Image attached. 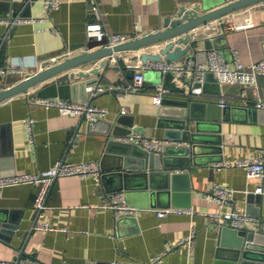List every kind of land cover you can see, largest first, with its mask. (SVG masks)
Masks as SVG:
<instances>
[{
    "label": "crops",
    "instance_id": "obj_1",
    "mask_svg": "<svg viewBox=\"0 0 264 264\" xmlns=\"http://www.w3.org/2000/svg\"><path fill=\"white\" fill-rule=\"evenodd\" d=\"M59 1L58 7L49 10L44 0H0V19L30 17L26 23L16 22L12 28L7 21H0V67L23 60L21 71L0 74V89L28 72L64 59L66 54L74 55L90 48L86 34L88 21L101 20L109 30L133 35L165 29V19L178 16L182 6H199V12H204L233 0ZM94 4L98 6L96 10ZM223 19V26L232 21L240 26L204 36H219L216 48L223 51L231 66L235 65L234 53L244 64L263 58L264 2L225 14ZM248 19L251 23L244 24ZM209 23L210 27L220 29L216 21ZM205 26L192 30L200 32ZM163 43L115 52L111 66L101 74L92 73L89 78H97L98 83L88 86L114 87L91 96L89 92L93 104L110 110L95 122L80 114L63 113L56 106L36 103L25 92L0 101V174L38 172L58 159L103 160L107 168L100 182L94 175L72 174L55 179L47 197L49 207L40 217L53 228L33 229L37 184L2 186L0 222L17 224V228L11 232L8 226L0 227L1 258H14L20 251L34 256L40 264H214L222 226L211 212L221 206L205 196L214 184L234 188L241 210L259 218L248 222L247 227H261L264 233V192L256 191L262 179L248 177L243 166L224 164L255 157L264 150L263 115L260 111L257 116L244 111V108L256 110V101L264 100V74H259L252 84H221L214 74L206 76L204 92L199 97L218 102L225 98L233 108L226 119L204 123L203 135L207 139L195 155L191 153L188 165L144 167L140 148L109 141L118 139V135H109L108 122L112 120L115 124L122 114L125 115L123 125L131 121L132 130L146 136H167L163 122L167 115L162 114V104L155 103L152 97L158 83L170 81L165 73L145 69L142 90L119 93L133 80L141 61L138 55L143 51L158 52ZM206 51L202 38L187 56L203 61ZM97 62L75 68L89 70ZM54 78L35 86L33 93ZM185 97L173 93L167 98L174 107V100ZM122 105L128 107L127 112H122ZM28 120H32V134L27 128ZM119 164H142L143 167L124 168L130 173L128 176L112 174ZM120 183L125 187L117 189ZM118 190L124 191L130 204L137 205L134 214L117 216L107 205ZM251 193H260L261 197H251ZM169 206L187 207L195 212L158 215V207ZM192 228L195 229L192 253L187 244L173 248L171 244L187 237ZM228 253L226 249L223 255Z\"/></svg>",
    "mask_w": 264,
    "mask_h": 264
},
{
    "label": "built area",
    "instance_id": "obj_2",
    "mask_svg": "<svg viewBox=\"0 0 264 264\" xmlns=\"http://www.w3.org/2000/svg\"><path fill=\"white\" fill-rule=\"evenodd\" d=\"M47 8L49 10L59 6V0H44ZM93 7H98L94 4ZM224 15L211 20L216 21L220 25V32L227 31L228 29H234L240 26L236 22H230L223 26L225 19ZM7 21L10 28L16 22H25L30 20V17L26 16H16L15 18H5L0 19V21ZM251 20L248 19L244 24H250ZM203 25V24H202ZM205 27H210L209 21L204 23ZM9 28V29H10ZM206 29V28H205ZM86 34L88 40L97 39L105 40L106 45L114 46L123 41L129 40L136 36H140L143 33L136 32L133 35L114 32L109 30L105 23L101 20L88 21L86 25ZM70 56L66 54V57ZM235 65L231 66L229 60L224 55L223 51L216 47L208 48L206 51V59L199 60L195 56L189 55L183 60H172L166 59L164 56L160 59H148L147 61H141L137 64L136 71L133 80L128 83L124 90L120 91L123 94L126 91H139L142 90L145 84V69H159L163 72H171L173 74L171 79V85L167 86L164 82H160L156 85L153 92V101L157 104H162L164 99L173 93H179L185 95L186 97H199L204 92V85L206 80V73L212 71L216 78L221 84L228 83H242V84H252L256 82V78L259 74H264V56L258 61L251 62V64H244L234 53ZM52 61V60H49ZM23 60H15L12 64L0 67V74L7 75L10 72L21 71L20 64ZM33 88H29L25 93L30 94V97L34 102L43 104L45 106H56L61 112L72 115H83L87 116L88 119H98L107 116L110 110L105 106H100L93 104L90 100H74L73 98L62 97L60 95L53 96H38L33 93ZM107 89H114L113 86H105L102 84L87 86V90L91 95H95L101 91ZM221 105L229 104L225 98L219 100ZM245 104L249 105L247 102ZM256 108L264 111V100L259 99L255 103ZM128 107L122 105V112H127ZM27 128L30 134H32V120H28ZM118 139L124 142L135 143L146 149L148 152H161L167 145H180L185 143L183 140L173 139L170 137H159V136H146L135 130L127 134H122L118 136ZM225 165H240L243 166L248 177H258L262 179V184L256 188L257 192H264V150L252 158H242L233 161H225ZM102 169L100 166V161L98 160H81L72 161L66 159L56 160L50 167L38 171V172H19L14 174H0V188L2 186L9 185H21L25 183L37 184L38 189L34 199V209H35V220L33 222V229H47L53 228L48 222L41 221L40 217L44 214L46 209L49 207L47 202V197L50 188L59 176L65 175H94L97 177L98 182L102 178ZM236 190L230 186L224 184H214L208 191L205 192V196L208 199L216 200L221 208L217 211L211 212L212 215L218 218L219 225L229 226L238 230L247 227L248 222L258 220V216L243 211L239 207L235 197ZM111 207L117 216L120 215H132L137 210V205L130 204L125 196L123 190H118L112 194L111 199L107 203ZM168 212H187L192 213L195 210L180 207V206H169L157 209L159 216H163ZM195 237V229L192 228L191 233L185 237L180 238L171 245L173 248L178 247L182 244H187L190 246V252L192 253V248ZM160 256H155L154 260L158 259ZM0 264H40L34 256L26 255L18 251V254L14 258H1Z\"/></svg>",
    "mask_w": 264,
    "mask_h": 264
},
{
    "label": "water",
    "instance_id": "obj_3",
    "mask_svg": "<svg viewBox=\"0 0 264 264\" xmlns=\"http://www.w3.org/2000/svg\"><path fill=\"white\" fill-rule=\"evenodd\" d=\"M259 2H264V0H233L204 12H199V6H194L192 8L182 6L177 12L178 16H168L165 19V29L160 28L156 31H147L140 36H136L114 46L106 45L105 40L92 39L89 42L90 48L84 52L67 56L37 71L28 72L15 83L1 88L0 101L40 85L53 76H55L54 80L41 86L36 91V95L40 97L60 95L62 97L73 98L74 100H90L87 86L89 84L98 83V79L89 77H91L92 73L101 74L105 68L111 66V58L115 52L140 49L153 43L164 42L163 45L160 46L158 52L143 51L138 57L141 58L142 61L160 59L163 56L166 59L183 60L192 49L197 48V44L202 38L207 49L218 46L217 41L219 36L207 38L204 36L216 30L220 32V29L217 27L212 26L200 32L192 29L225 14ZM92 61L98 62L89 70H77L75 68L78 65ZM163 73H165L167 78H170L169 82H164L165 85L170 86L173 74L171 72ZM210 73L214 74L212 71H208L206 76ZM169 102H171V99L165 98L161 105L162 114L167 115V118L163 120L167 127L166 135L173 139L188 142V145L180 144L167 146L163 151L155 153L148 152L135 143L124 142L119 139L114 140L112 138H110L109 141L135 145L140 148L139 153L143 154L144 167L145 165L148 167H162L164 165L165 167L176 166L178 168L188 165L191 162V153L195 155L198 148L201 147L202 141L207 139L203 135L204 123L212 121L218 122L221 119H226L228 113L231 112L233 108L230 103L223 106L218 101L201 97L178 98L173 101L175 102L174 107H171ZM244 111L248 113L251 112L254 116H257L260 111L264 118V111L261 109L244 108ZM124 118L125 115L122 114L116 119L115 124L112 120L108 122L109 135L119 136L132 131L133 123L131 121H126L124 126ZM96 120H100V118L93 119L91 122H95ZM103 162V160L100 162L103 172L102 177H104V171L107 170ZM142 164L139 166H136V164H134V166L130 164L126 166L125 164H119L116 165L115 169L113 168L115 171L112 170V174L117 173L128 176L130 173L123 170L124 168L126 169L130 166L131 168L132 166L137 168L143 167ZM116 169H118V171H116ZM167 172L170 173L169 170ZM173 177L176 178L177 175ZM117 187H119L117 189H121L124 188L125 185L120 183ZM250 195L256 198L261 197L260 193H251ZM6 226L12 228L10 229L11 232L13 228H17V224L0 222V227H2V229H5ZM219 236L220 241L217 261H215L214 264H264V233L261 227L259 229L246 227L245 229L238 230L229 226H223ZM226 249H229V253L223 255ZM110 264L113 263L111 262Z\"/></svg>",
    "mask_w": 264,
    "mask_h": 264
}]
</instances>
